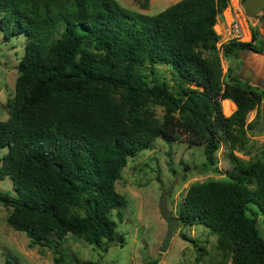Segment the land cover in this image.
I'll return each mask as SVG.
<instances>
[{"label": "trees", "instance_id": "trees-1", "mask_svg": "<svg viewBox=\"0 0 264 264\" xmlns=\"http://www.w3.org/2000/svg\"><path fill=\"white\" fill-rule=\"evenodd\" d=\"M135 1L148 8V0ZM228 3L179 0L148 15L115 0H0V29L25 37L9 115L0 121V181H12V193L0 190V204L30 246L50 248L63 264L68 234L104 251L122 245L112 214L122 220L127 200L115 183L128 159L161 138L202 146L207 170L223 140L233 169L225 179L191 184L174 218L206 227L232 264H264V239L249 207L264 216V160L234 153L260 119L264 91L224 81L220 62L259 53L264 44L251 30L250 41L217 46L214 26ZM224 99L235 104L227 116Z\"/></svg>", "mask_w": 264, "mask_h": 264}, {"label": "rangeland", "instance_id": "rangeland-1", "mask_svg": "<svg viewBox=\"0 0 264 264\" xmlns=\"http://www.w3.org/2000/svg\"><path fill=\"white\" fill-rule=\"evenodd\" d=\"M115 1L132 11L153 15L179 0H148L146 9H141L135 0ZM238 8L237 0H229L228 5L218 14L214 26L220 36L217 46L220 47L231 38L250 41L251 30H257L258 41L264 44V19L260 13L255 19L246 14L245 18ZM235 15L238 16L241 27V36L237 37L232 36L230 29L231 20ZM24 45L23 35L9 36L0 29V121L6 120L9 115L8 102L15 93L17 67L24 52ZM219 53L221 55V52ZM220 62L224 81L232 78L257 86V78H264L263 50L259 53L242 51L237 57L221 56ZM245 70L251 72L246 78L243 76ZM164 74L169 76L167 72ZM227 75L229 77H226ZM224 100L221 107L225 114ZM234 108L225 115L231 114ZM154 109L156 114L161 116V108ZM256 113L257 109L250 111L246 122L253 120ZM228 152L229 148L222 140L215 153L216 162L204 170L202 166L206 159L202 146H187L186 143L178 141L168 143L156 138L150 148L143 149L135 157L128 159L122 169L121 178L115 183L116 190L127 200L126 206L121 209L123 216L120 222L115 212L112 214L124 243L121 245L114 242L104 251L68 234L61 243L63 264H77L70 260L72 256L96 264H150L153 260H156V264H232L231 260L218 250L216 235L210 233L203 225L184 227L176 221L177 228L168 248L162 252L160 248L167 225L158 210V202L164 192V204L175 217L177 207L191 184L210 179H225L226 173L233 169ZM234 153L243 161L264 160V132H256L253 129L248 131L245 145ZM3 154L4 150L0 151V157ZM0 190L12 193V181L8 177L0 181ZM249 207L256 211V229L264 239V216L253 204H249ZM8 213L9 210L0 204V264H55L57 255L53 250L39 245L30 246V240L25 233L16 231L7 224ZM181 234H186L195 242L183 240Z\"/></svg>", "mask_w": 264, "mask_h": 264}, {"label": "water", "instance_id": "water-1", "mask_svg": "<svg viewBox=\"0 0 264 264\" xmlns=\"http://www.w3.org/2000/svg\"><path fill=\"white\" fill-rule=\"evenodd\" d=\"M264 6V0H243L242 7L244 9L245 14L251 18L255 19L257 15L261 12ZM264 51V48H263ZM251 74L249 70H245L243 76L246 78ZM257 86L260 87L264 91V78H257ZM253 131L256 132H264V100L260 106V119L253 126ZM164 195L165 192L161 195L158 202V210L161 218L166 223V232L165 236L162 240L160 250L163 252L168 248V245L172 239L173 232L177 228V223L170 211L167 210L164 204Z\"/></svg>", "mask_w": 264, "mask_h": 264}, {"label": "built area", "instance_id": "built-area-1", "mask_svg": "<svg viewBox=\"0 0 264 264\" xmlns=\"http://www.w3.org/2000/svg\"><path fill=\"white\" fill-rule=\"evenodd\" d=\"M237 4L239 6V8H238L239 12H242L243 16H245V18H247V16L244 13V10H243L241 0H237ZM235 14L237 15V12H235ZM236 15L231 20L230 29H231L232 36H236L237 37V36H241V32H240L241 27H240V21L237 18L238 16H236ZM231 39H235V38H231Z\"/></svg>", "mask_w": 264, "mask_h": 264}, {"label": "bare ground", "instance_id": "bare-ground-1", "mask_svg": "<svg viewBox=\"0 0 264 264\" xmlns=\"http://www.w3.org/2000/svg\"><path fill=\"white\" fill-rule=\"evenodd\" d=\"M223 102L225 103L224 104L225 114H227L228 112L230 113V111H232L234 108L233 104L230 102V100H227V99H225Z\"/></svg>", "mask_w": 264, "mask_h": 264}, {"label": "crops", "instance_id": "crops-1", "mask_svg": "<svg viewBox=\"0 0 264 264\" xmlns=\"http://www.w3.org/2000/svg\"><path fill=\"white\" fill-rule=\"evenodd\" d=\"M233 103V102H232ZM234 104V103H233ZM235 107V104L233 105ZM235 109V108H234Z\"/></svg>", "mask_w": 264, "mask_h": 264}, {"label": "flooded vegetation", "instance_id": "flooded-vegetation-1", "mask_svg": "<svg viewBox=\"0 0 264 264\" xmlns=\"http://www.w3.org/2000/svg\"><path fill=\"white\" fill-rule=\"evenodd\" d=\"M264 48V47H263Z\"/></svg>", "mask_w": 264, "mask_h": 264}]
</instances>
